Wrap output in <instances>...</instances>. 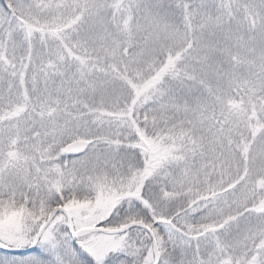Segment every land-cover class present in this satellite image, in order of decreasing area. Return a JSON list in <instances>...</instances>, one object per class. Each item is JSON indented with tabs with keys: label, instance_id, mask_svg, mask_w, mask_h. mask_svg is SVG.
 <instances>
[{
	"label": "snow or ice",
	"instance_id": "obj_1",
	"mask_svg": "<svg viewBox=\"0 0 264 264\" xmlns=\"http://www.w3.org/2000/svg\"><path fill=\"white\" fill-rule=\"evenodd\" d=\"M0 264H264V0H0Z\"/></svg>",
	"mask_w": 264,
	"mask_h": 264
}]
</instances>
